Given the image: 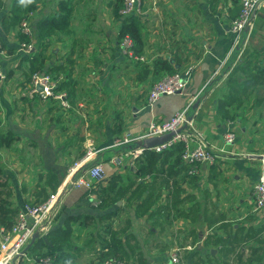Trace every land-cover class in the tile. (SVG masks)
<instances>
[{"label": "crops", "instance_id": "obj_1", "mask_svg": "<svg viewBox=\"0 0 264 264\" xmlns=\"http://www.w3.org/2000/svg\"><path fill=\"white\" fill-rule=\"evenodd\" d=\"M40 2L31 7L38 10L31 35L0 8V45L15 52L0 50V58L18 62L15 79L0 85L5 192L14 219L25 205L54 197L39 239L15 264L44 256L54 264H98L110 250L126 264H172L174 252L183 253L180 264H264V213L252 196L264 168V7L235 48L231 27L241 0H144L138 60L123 52L125 17L116 0ZM49 18L59 27L41 31ZM25 44L42 54L56 83L58 93L47 100L29 96L35 73L26 68L33 63L22 55ZM158 62L167 69L157 71ZM170 70L188 80L186 88L149 105L154 84ZM198 101L190 130L202 135L212 165L161 157L141 175L127 159L114 164L134 150L117 146L126 135L137 139L152 121ZM229 131L235 141L226 144ZM97 164L103 181L73 185ZM77 216L93 222L70 220ZM60 229L66 238L54 234Z\"/></svg>", "mask_w": 264, "mask_h": 264}, {"label": "built area", "instance_id": "obj_2", "mask_svg": "<svg viewBox=\"0 0 264 264\" xmlns=\"http://www.w3.org/2000/svg\"><path fill=\"white\" fill-rule=\"evenodd\" d=\"M1 3V1H0ZM144 0H124V4L120 13L123 17L132 15H140L143 13ZM264 7V0H241L240 11L237 19L233 22L231 27V34L233 37V47H242L246 40V33L252 30L254 20ZM23 32L27 35H31V26L24 22L22 24ZM31 48V47H30ZM123 52L131 58L140 60L139 57L134 53V44L129 37H125L122 40ZM2 72L0 70V79ZM188 80L180 74L168 75L154 84L148 99L149 105H154L159 101L162 96L176 95L183 92L186 88ZM207 86V85H206ZM205 86V87H206ZM38 87L42 88L41 91ZM204 87V88H205ZM56 83L52 80L49 74L35 73L30 82V97H39L42 100H47L55 95ZM57 99L62 102L64 107L68 106L65 99V95H56ZM193 103H189L183 110L175 114L170 120L164 122L152 121L145 134L137 139H132L126 135L117 146L123 147L134 142L143 141L146 138L159 137L171 132H176L185 123H187V117L190 113ZM187 129L181 133L176 134L169 142L162 144L158 147L151 149L158 155H163L170 147L177 143L184 144V150L182 154V161L186 165L205 164L212 165L216 158L209 151L203 141V137L200 133L192 134L190 128L192 127L191 122L187 123ZM224 141L226 144H231L235 141V134L233 132H227ZM144 152L141 148L134 149L131 153L118 157L113 160L114 164L121 165L125 159L132 163H135L136 159ZM128 157V158H125ZM264 165V160H263ZM72 171H74L72 169ZM101 182L105 178L103 167L100 164L90 167L81 177L76 179L73 183L75 187H83L86 189L91 188V180ZM90 180V181H89ZM253 200L258 210L264 213V168L260 172L258 181L254 186ZM54 197L50 201L40 205L27 204L18 213L15 223L12 228L8 231L3 230L0 237V264H15L20 255L22 254L25 247L30 243L35 232H42L43 227V216L51 206ZM172 264H180V257L177 252H174L170 256ZM34 264H54V260L51 256H44L35 259ZM98 264H126L122 259L108 258Z\"/></svg>", "mask_w": 264, "mask_h": 264}, {"label": "trees", "instance_id": "obj_3", "mask_svg": "<svg viewBox=\"0 0 264 264\" xmlns=\"http://www.w3.org/2000/svg\"><path fill=\"white\" fill-rule=\"evenodd\" d=\"M116 4H117V9L121 10L123 7V4H124V0H116ZM56 20H57L56 18L42 19L39 22L38 27L41 29V31L46 30L50 27L58 28L59 23L57 22L58 20L57 21ZM119 37L121 39H123L125 37H129L133 41V44H134V48H133L134 53L137 56L140 55V53H142L143 40H142V36H141V25H140V21H139L138 16L132 15V16L125 17V21L122 24L120 32H119ZM40 58H41L40 54H34L32 52V56L29 60H31L32 63L35 64L36 62L37 63L39 62ZM164 66L167 69V64L165 62H158L156 64L157 71H158V69L163 68ZM44 73L50 75V73H48V71H45ZM169 74L172 75L174 73L170 70ZM31 78H32V76H31ZM57 91H58V89L55 90L56 93H58ZM138 145H139V142H134L132 144L123 146L121 148H123V149L124 148L125 149L131 148L133 150V149L137 148ZM183 150H184V144L183 143H177V144L173 145L167 151H165L162 156L158 155L154 151L146 149V150H144L142 155L136 159L135 167H137V171L141 175H145V173L147 172V169L149 170V169L153 168L157 164L158 159L161 157L163 159H165V158L168 159L169 157H174L176 163H182L183 162L182 161ZM81 173H83V171H81ZM14 214H15V211L11 208V205L8 201V197H7L6 192H5V182H4V178H3V170L0 168V228L4 229L5 231L10 230L12 228L13 224L15 223ZM70 220L74 221V222L81 221V223L84 227L90 226L91 223L93 222V218L90 216L71 217ZM54 234H57V236H59L61 238L67 237L65 232H62V229L58 230V232H56ZM36 245H38V243ZM104 255L105 256H102L103 260L108 259V258L120 259V256L118 255L117 250H110L109 253H105ZM72 256H73V252L69 250V255L67 256V259H69ZM67 259H65V260H67Z\"/></svg>", "mask_w": 264, "mask_h": 264}, {"label": "rangeland", "instance_id": "obj_4", "mask_svg": "<svg viewBox=\"0 0 264 264\" xmlns=\"http://www.w3.org/2000/svg\"><path fill=\"white\" fill-rule=\"evenodd\" d=\"M1 3H0V8H4L9 12V14L11 15L10 17V21L13 22L12 25H17L21 27L22 29V24L24 22H27L30 26H32L36 19H37V14L38 13V10H37V7H35L33 10L31 9V7L33 8L35 6V4H44V2H40V0H31V3H26V4H21L20 0H0ZM36 17V18H35ZM33 48L34 46L33 45H30V44H25L23 47H24V51L22 52V55L24 57H30L32 55V50L31 48ZM42 46V45H41ZM0 48L3 52V55H6L7 53L8 54H14V50H10L7 46V44L5 45H0ZM11 51V52H9ZM37 52H41V50H37ZM41 55V58L39 60L38 63H35V64H29L27 67L30 68V70H33L34 73H38V72H42L44 73L45 70H46V67L44 65V62L42 59V54ZM11 60H6L5 58H0V70L2 72V77L0 79V83L2 82V87L4 85H6L7 83H10L11 80L15 79V71L18 70V62H17V58L12 60L13 57L10 58ZM2 67V69H1ZM27 68V69H29ZM12 80V81H13ZM177 254L179 255V257L181 258L180 254L182 255V259H183V253H179L177 252ZM105 256V255H103ZM103 259L100 257L97 259L96 262H101Z\"/></svg>", "mask_w": 264, "mask_h": 264}, {"label": "water", "instance_id": "obj_5", "mask_svg": "<svg viewBox=\"0 0 264 264\" xmlns=\"http://www.w3.org/2000/svg\"><path fill=\"white\" fill-rule=\"evenodd\" d=\"M38 90L41 91L42 88L38 87ZM199 102H196V104L192 107L188 117H187V123L192 122L193 119V113L199 106ZM185 123L180 129H178L176 132H171L159 137H152V138H146L143 141H141L139 143V145L137 146V148H141L143 150H151L155 147H158L162 144H165L167 142H169L170 140H172L173 137L176 136V134L181 133L183 130L187 129L188 124ZM256 158H262V157H256ZM40 237V233L39 232H35L30 243L25 247V249L23 250L22 254L20 255V257H23L26 252L35 244L36 240L39 239Z\"/></svg>", "mask_w": 264, "mask_h": 264}, {"label": "clouds", "instance_id": "obj_6", "mask_svg": "<svg viewBox=\"0 0 264 264\" xmlns=\"http://www.w3.org/2000/svg\"><path fill=\"white\" fill-rule=\"evenodd\" d=\"M21 4L31 3V0H20Z\"/></svg>", "mask_w": 264, "mask_h": 264}]
</instances>
